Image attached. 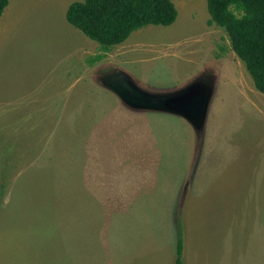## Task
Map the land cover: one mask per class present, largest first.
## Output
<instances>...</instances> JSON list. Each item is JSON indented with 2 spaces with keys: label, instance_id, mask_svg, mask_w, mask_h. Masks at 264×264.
<instances>
[{
  "label": "rangeland",
  "instance_id": "rangeland-1",
  "mask_svg": "<svg viewBox=\"0 0 264 264\" xmlns=\"http://www.w3.org/2000/svg\"><path fill=\"white\" fill-rule=\"evenodd\" d=\"M83 1L0 17V264H176L179 224L183 264H264V95L207 0L92 67Z\"/></svg>",
  "mask_w": 264,
  "mask_h": 264
},
{
  "label": "trees",
  "instance_id": "trees-1",
  "mask_svg": "<svg viewBox=\"0 0 264 264\" xmlns=\"http://www.w3.org/2000/svg\"><path fill=\"white\" fill-rule=\"evenodd\" d=\"M210 23L225 31L231 48L245 64L254 85L264 95V0H207ZM0 0V17L9 6ZM178 18L173 0H84L69 6L66 19L101 47L89 56V66L104 53L123 45L133 33L149 26L170 27ZM184 238L179 224L176 264H183Z\"/></svg>",
  "mask_w": 264,
  "mask_h": 264
},
{
  "label": "water",
  "instance_id": "water-1",
  "mask_svg": "<svg viewBox=\"0 0 264 264\" xmlns=\"http://www.w3.org/2000/svg\"><path fill=\"white\" fill-rule=\"evenodd\" d=\"M108 87H110V88H112V89H115L116 91H119V89H120V91H121V93H123V94H126V95H128V96H131V94L129 93V86H121L120 88L119 87H117V86H115V85H110V84H108ZM208 100H209V98H208V96L207 97H205V99H204V101H198L197 99L196 100H194V101H192V103H188V105H190V108H189V110H191V108H194V110H195V114L197 115V118L201 121H203V120H205V117H206V114H207V112H206V108H207V106H208ZM210 101V100H209ZM202 103H205V104H202ZM200 105H201V107H200ZM199 106V107H198ZM205 108H204V107ZM200 116V117H199Z\"/></svg>",
  "mask_w": 264,
  "mask_h": 264
},
{
  "label": "crops",
  "instance_id": "crops-1",
  "mask_svg": "<svg viewBox=\"0 0 264 264\" xmlns=\"http://www.w3.org/2000/svg\"><path fill=\"white\" fill-rule=\"evenodd\" d=\"M93 65H91V67H92Z\"/></svg>",
  "mask_w": 264,
  "mask_h": 264
}]
</instances>
